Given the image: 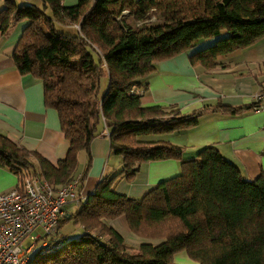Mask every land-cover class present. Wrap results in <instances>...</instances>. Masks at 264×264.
I'll list each match as a JSON object with an SVG mask.
<instances>
[{"label":"trees","instance_id":"trees-1","mask_svg":"<svg viewBox=\"0 0 264 264\" xmlns=\"http://www.w3.org/2000/svg\"><path fill=\"white\" fill-rule=\"evenodd\" d=\"M5 0L0 32L27 21L12 53L21 75L43 83L44 102L58 112L68 141L57 165L0 134V169L21 186L38 177L58 188L83 181L90 143L109 131L110 147L122 155L121 170L104 176L76 211L60 222L83 228L75 239L62 234L56 252L32 255L28 264H176L185 251L193 264H264V171L247 180L213 145L183 159L184 147L139 140L141 135L180 132L208 110L239 115L251 106L204 105L190 113L141 104L155 63L194 48L192 65L212 69L218 57L264 38V0ZM126 11V13H124ZM157 21L149 23L151 16ZM137 24V25H134ZM146 87V86H145ZM87 153L77 176L78 155ZM180 161L177 176L159 182L141 198L120 194V178L132 182L142 163ZM124 215L136 235L158 243L132 246L108 221Z\"/></svg>","mask_w":264,"mask_h":264},{"label":"crops","instance_id":"crops-1","mask_svg":"<svg viewBox=\"0 0 264 264\" xmlns=\"http://www.w3.org/2000/svg\"><path fill=\"white\" fill-rule=\"evenodd\" d=\"M5 0H0V9ZM15 4L27 0H11ZM77 0H63L70 6ZM27 21L16 23L6 35L0 32V134L17 145L39 153L53 165L63 159L68 149L55 108L44 102L43 83L30 75H21L15 67L12 53ZM207 39L194 48L155 63V71L139 87L144 107H176L182 113H190L204 105L251 106L255 95L264 88V38L253 45L223 54L219 64L212 69L192 65L189 56L212 44ZM142 141L169 142L184 147L183 159H192L200 149L213 145L225 158L235 163L247 180L264 171V111L249 109L239 115H227L220 111H206L199 123L180 132L141 135ZM90 165L83 181L76 188L78 193L89 195L104 176L118 173L123 157L110 147L109 137L98 136L90 143ZM87 153L78 155L77 176L85 172ZM180 172V161L165 159L142 163L132 182L120 178L115 190L134 198H141L159 182L175 177ZM17 186V178L6 169H0V192ZM79 206L68 202L65 216L69 217ZM70 222V221H69ZM108 224L122 235L127 243H158L134 234L126 217L121 215ZM81 227V226H80ZM61 230V229H60ZM81 234L84 232L81 227ZM61 234L64 232L61 231ZM65 235V234H64ZM176 264H193L185 251L176 254Z\"/></svg>","mask_w":264,"mask_h":264},{"label":"built area","instance_id":"built-area-1","mask_svg":"<svg viewBox=\"0 0 264 264\" xmlns=\"http://www.w3.org/2000/svg\"><path fill=\"white\" fill-rule=\"evenodd\" d=\"M133 88L137 93L143 92ZM255 101L254 109L264 111V88L257 92ZM79 184L76 177L54 188L46 180L31 177L21 186L0 192V264H28L35 252L44 256L63 246L60 222L65 205H79L88 197L76 191ZM37 229L41 234L36 233ZM26 239L30 243L24 245ZM39 241L41 246L36 248Z\"/></svg>","mask_w":264,"mask_h":264},{"label":"rangeland","instance_id":"rangeland-1","mask_svg":"<svg viewBox=\"0 0 264 264\" xmlns=\"http://www.w3.org/2000/svg\"><path fill=\"white\" fill-rule=\"evenodd\" d=\"M18 5H20V4H18ZM152 17H153V15L149 18V20H148L149 23H154V22L157 21V18H156L157 16L156 17L154 16V18L151 19ZM134 25H137V24L134 23ZM202 47H204V46H202ZM61 231L64 232V234L67 236V239L78 238L81 235V232H82L80 225L75 224L73 221H70V222L68 221V222L64 223V225L61 227ZM36 233H40L41 234V230L37 229ZM28 243H30V240L26 239L25 242H24V245H27ZM40 246H41V241L38 242L36 248H38ZM175 258L179 259V257H176V255L174 256V259ZM187 258H189V257L187 256ZM179 262L180 263H178V264L185 263L183 261H179Z\"/></svg>","mask_w":264,"mask_h":264}]
</instances>
